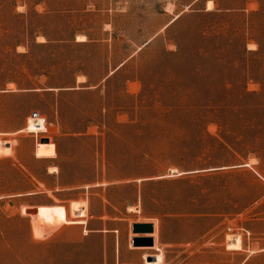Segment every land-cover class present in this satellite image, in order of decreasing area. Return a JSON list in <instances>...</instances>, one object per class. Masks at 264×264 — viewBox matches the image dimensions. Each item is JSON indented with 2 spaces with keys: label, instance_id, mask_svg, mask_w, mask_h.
Returning <instances> with one entry per match:
<instances>
[{
  "label": "rangeland",
  "instance_id": "obj_1",
  "mask_svg": "<svg viewBox=\"0 0 264 264\" xmlns=\"http://www.w3.org/2000/svg\"><path fill=\"white\" fill-rule=\"evenodd\" d=\"M0 264H264V0H0Z\"/></svg>",
  "mask_w": 264,
  "mask_h": 264
},
{
  "label": "water",
  "instance_id": "obj_2",
  "mask_svg": "<svg viewBox=\"0 0 264 264\" xmlns=\"http://www.w3.org/2000/svg\"><path fill=\"white\" fill-rule=\"evenodd\" d=\"M36 112H32V115H35ZM133 231H152L153 224L151 222H134L132 224ZM151 236H134L133 237V244H143L147 242V244H151Z\"/></svg>",
  "mask_w": 264,
  "mask_h": 264
},
{
  "label": "bare ground",
  "instance_id": "obj_3",
  "mask_svg": "<svg viewBox=\"0 0 264 264\" xmlns=\"http://www.w3.org/2000/svg\"><path fill=\"white\" fill-rule=\"evenodd\" d=\"M212 1H210L208 4H209V7H211L212 6ZM82 37V36H81ZM135 233H140V234H144V233H148V234H152V233H154L155 232V230L153 231V232H144V231H134ZM136 236H152V235H136ZM154 244H155V242H154ZM153 246V245H152Z\"/></svg>",
  "mask_w": 264,
  "mask_h": 264
},
{
  "label": "trees",
  "instance_id": "obj_4",
  "mask_svg": "<svg viewBox=\"0 0 264 264\" xmlns=\"http://www.w3.org/2000/svg\"><path fill=\"white\" fill-rule=\"evenodd\" d=\"M36 68L32 69L31 71L34 72ZM34 84L35 82H33L32 80H26L25 82L22 83L23 86H33ZM45 84H48V83H45Z\"/></svg>",
  "mask_w": 264,
  "mask_h": 264
}]
</instances>
